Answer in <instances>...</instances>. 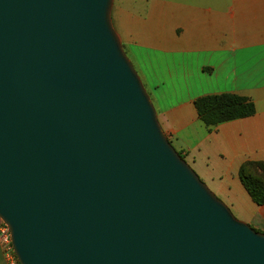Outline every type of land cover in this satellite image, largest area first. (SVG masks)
<instances>
[{"label":"water","instance_id":"obj_1","mask_svg":"<svg viewBox=\"0 0 264 264\" xmlns=\"http://www.w3.org/2000/svg\"><path fill=\"white\" fill-rule=\"evenodd\" d=\"M113 0H0V218L19 264H264L181 157Z\"/></svg>","mask_w":264,"mask_h":264},{"label":"crops","instance_id":"obj_2","mask_svg":"<svg viewBox=\"0 0 264 264\" xmlns=\"http://www.w3.org/2000/svg\"><path fill=\"white\" fill-rule=\"evenodd\" d=\"M111 18L174 148L240 220L264 232V205L238 176L264 161V0H113ZM235 93L252 115L206 126L194 99ZM0 264L6 257L0 237Z\"/></svg>","mask_w":264,"mask_h":264},{"label":"trees","instance_id":"obj_3","mask_svg":"<svg viewBox=\"0 0 264 264\" xmlns=\"http://www.w3.org/2000/svg\"><path fill=\"white\" fill-rule=\"evenodd\" d=\"M194 106L206 126L250 116L255 111L250 98L228 92L199 96L194 99ZM238 176L251 199L258 205H264V161L243 162Z\"/></svg>","mask_w":264,"mask_h":264},{"label":"built area","instance_id":"obj_4","mask_svg":"<svg viewBox=\"0 0 264 264\" xmlns=\"http://www.w3.org/2000/svg\"><path fill=\"white\" fill-rule=\"evenodd\" d=\"M0 237L4 244L6 257H8V259L14 264H19L12 250L9 229L6 226V224L1 220V218H0Z\"/></svg>","mask_w":264,"mask_h":264},{"label":"rangeland","instance_id":"obj_5","mask_svg":"<svg viewBox=\"0 0 264 264\" xmlns=\"http://www.w3.org/2000/svg\"><path fill=\"white\" fill-rule=\"evenodd\" d=\"M196 172V171H195ZM198 174V173H197ZM202 180V179H201ZM204 182V181H203ZM205 183V182H204ZM206 184V183H205ZM207 185V184H206ZM208 186V185H207Z\"/></svg>","mask_w":264,"mask_h":264}]
</instances>
